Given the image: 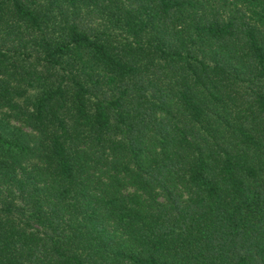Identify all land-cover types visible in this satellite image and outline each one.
<instances>
[{
    "label": "trees",
    "instance_id": "1",
    "mask_svg": "<svg viewBox=\"0 0 264 264\" xmlns=\"http://www.w3.org/2000/svg\"><path fill=\"white\" fill-rule=\"evenodd\" d=\"M0 264H264V0H0Z\"/></svg>",
    "mask_w": 264,
    "mask_h": 264
}]
</instances>
